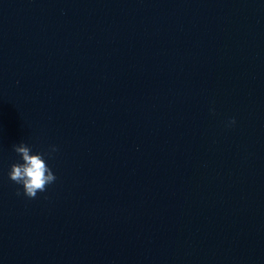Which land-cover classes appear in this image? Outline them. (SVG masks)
I'll return each mask as SVG.
<instances>
[{"label":"clouds","instance_id":"clouds-1","mask_svg":"<svg viewBox=\"0 0 264 264\" xmlns=\"http://www.w3.org/2000/svg\"><path fill=\"white\" fill-rule=\"evenodd\" d=\"M235 120H231L230 124H234ZM15 153L22 158V163H13L8 173L9 179L23 188V195L29 199H35L38 192H44L47 186L54 183L57 179L53 171L49 168L44 159V153L32 154L30 146L21 142L12 146ZM57 151L55 146L52 152ZM20 195V192H17Z\"/></svg>","mask_w":264,"mask_h":264}]
</instances>
